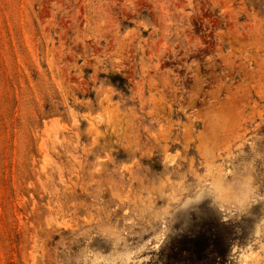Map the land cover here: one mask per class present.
Returning a JSON list of instances; mask_svg holds the SVG:
<instances>
[{
  "label": "rangeland",
  "instance_id": "rangeland-1",
  "mask_svg": "<svg viewBox=\"0 0 264 264\" xmlns=\"http://www.w3.org/2000/svg\"><path fill=\"white\" fill-rule=\"evenodd\" d=\"M0 264H264V0H0Z\"/></svg>",
  "mask_w": 264,
  "mask_h": 264
}]
</instances>
